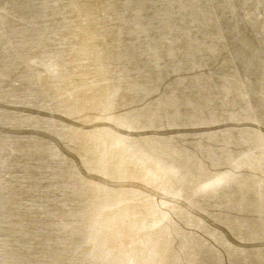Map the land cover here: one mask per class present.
Segmentation results:
<instances>
[{
	"label": "bare ground",
	"instance_id": "1",
	"mask_svg": "<svg viewBox=\"0 0 264 264\" xmlns=\"http://www.w3.org/2000/svg\"><path fill=\"white\" fill-rule=\"evenodd\" d=\"M0 13V264H264V0Z\"/></svg>",
	"mask_w": 264,
	"mask_h": 264
},
{
	"label": "water",
	"instance_id": "2",
	"mask_svg": "<svg viewBox=\"0 0 264 264\" xmlns=\"http://www.w3.org/2000/svg\"><path fill=\"white\" fill-rule=\"evenodd\" d=\"M2 21H5V22H10V20H9V18L7 17H5V15L4 14H1L0 13V23L2 22ZM1 25V24H0ZM1 33H3L2 31H1ZM250 41H251V45L250 46H252V48L254 47V48H258V44H256L255 43V40L254 41H252L251 39H250ZM259 64V63H258ZM239 69L237 70L238 71V73L236 74V76H237V78L238 79H240V80H242V78H243V72H241L242 70H241V68L240 67H238ZM49 87L48 88H50V84L48 85ZM89 87H92L91 85L90 86H83L82 88H85L86 90H90V88ZM106 95H108V94H106ZM85 99V98H84ZM85 102H86V99H85ZM84 102V103H85ZM76 106H78V107H80L81 105L80 104H76ZM92 155H93V153H92ZM90 158H92V156H90ZM5 164H6V162H4ZM2 164V166H0V168H5V164ZM103 183H108V182H103ZM88 187H89V189H91V190H96V187H98V185H95V186H92V185H88V184H86ZM100 188L101 189H103L105 192H106V194H109L111 191H110V188L111 187H108V186H106L105 184H102V185H100ZM118 188V187H117ZM142 200V199H141ZM152 207V206H151ZM144 208V207H143ZM145 208H147V207H145ZM144 208V209H145ZM150 210V209H149ZM182 212H185L184 210L182 211ZM148 213V212H147ZM107 220H108V222H109V224L112 222V220H111V217H108L107 216ZM150 230H153V228L152 229H150ZM99 238V237H98ZM220 250H221V252L223 253V251H222V249L220 248ZM142 252V251H141ZM140 258L141 259H145L146 258V256L144 255V253L142 252V255L140 256ZM93 264H115V262L113 261H108V259L105 261L104 260V262L103 263H93ZM117 264H121L120 263V261L117 263Z\"/></svg>",
	"mask_w": 264,
	"mask_h": 264
}]
</instances>
